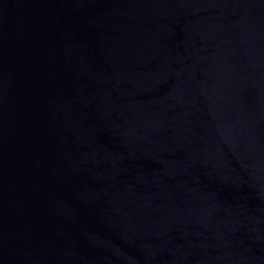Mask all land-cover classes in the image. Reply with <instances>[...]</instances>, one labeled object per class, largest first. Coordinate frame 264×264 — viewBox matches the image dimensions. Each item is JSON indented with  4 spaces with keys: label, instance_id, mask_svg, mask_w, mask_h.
I'll return each mask as SVG.
<instances>
[{
    "label": "water",
    "instance_id": "1",
    "mask_svg": "<svg viewBox=\"0 0 264 264\" xmlns=\"http://www.w3.org/2000/svg\"><path fill=\"white\" fill-rule=\"evenodd\" d=\"M0 264H264V0H0Z\"/></svg>",
    "mask_w": 264,
    "mask_h": 264
}]
</instances>
